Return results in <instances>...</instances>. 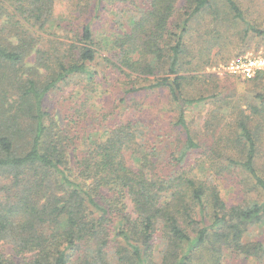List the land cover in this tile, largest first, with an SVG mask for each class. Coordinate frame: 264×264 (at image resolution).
<instances>
[{
  "label": "trees",
  "instance_id": "1",
  "mask_svg": "<svg viewBox=\"0 0 264 264\" xmlns=\"http://www.w3.org/2000/svg\"><path fill=\"white\" fill-rule=\"evenodd\" d=\"M55 1L16 0L20 18L0 24V247L10 245L8 255L0 250V264H223L226 251L262 250L260 242L244 238L251 225L264 221V201L229 205L217 184L222 170L234 169L245 194H264L253 118L241 114L239 133L216 139L205 152L200 164L210 170L208 177L186 163L188 152L202 147L189 128L186 105L204 96L184 98L189 76L183 72L209 65L218 45L224 62L245 53L231 57L223 48L234 41L232 28L256 31L246 9L237 0H142L126 9L125 27L105 59L130 79L129 91H139L134 77L151 75L156 80L140 89L170 88L179 107L175 123L186 136L173 173L165 175L155 150L140 140L138 121L118 122L105 136L89 134L80 148V135L45 109L46 95L60 83L84 74L94 78L91 64L99 56L90 20L68 23L67 40L42 34ZM82 1L81 10L99 11L129 0ZM164 73L174 75L178 93ZM253 111L264 117V108ZM127 149L137 167L129 165Z\"/></svg>",
  "mask_w": 264,
  "mask_h": 264
},
{
  "label": "rangeland",
  "instance_id": "2",
  "mask_svg": "<svg viewBox=\"0 0 264 264\" xmlns=\"http://www.w3.org/2000/svg\"><path fill=\"white\" fill-rule=\"evenodd\" d=\"M82 0H56L54 17L43 32L46 37L67 40L68 23L77 27L81 22L91 21L98 41L99 56L91 67L95 70L94 78L88 74L78 75L69 82L60 83L48 93L44 99L45 109L54 116L64 129L80 135V148H85L89 141V134L105 136L106 131L116 123L128 118L141 124L140 140L149 151L155 150L158 171L170 175L177 164L176 157L185 140V131L176 125L179 107L173 100L170 88H141V85L153 83L154 75L133 78L139 91L132 89L130 79L105 59L113 50L112 38L120 34L125 27L126 9L137 8L142 0H129L126 4L117 2L108 4L96 11L93 6L90 10H81ZM249 13L248 19L255 27L245 35L244 25L230 30L233 42L227 44L226 52L230 50L233 57L236 53L258 52L264 50V0H237ZM16 0H0V24L16 20L20 15L14 12ZM181 3V2H180ZM89 2L87 7H89ZM91 11V12H90ZM222 45L213 49V61L199 70L187 68L183 74L189 76L182 87L184 98L194 99L201 95L202 101L186 105V116L189 128L196 139L202 144L200 149L188 152L187 168L195 167L194 173L199 177H208L210 170L201 166L200 160H207L205 153L210 147L216 146V139H223L229 134L236 136L237 126L241 114L253 118L250 122L255 126L258 136L259 159L258 166L264 175V117L254 113L253 109L264 108V76L247 80L224 71L226 62L221 59ZM197 58L201 59L198 45ZM220 52V53H218ZM244 53V52H243ZM32 65L36 61V53L28 59ZM93 70V71H94ZM173 81L174 75L160 74ZM159 75V76H160ZM158 76V77H159ZM94 79V80H93ZM126 100L123 102V100ZM138 103V104H136ZM263 117V118H262ZM259 119V120H258ZM78 122V123H77ZM261 122V123H260ZM77 140V139H75ZM221 144V142H220ZM209 153V152H208ZM126 159L131 166H138V158L131 149L126 150ZM200 164V166H199ZM217 181L223 198L229 205L242 204L253 200L264 201V194L247 191L241 183L239 172L232 169L222 170ZM215 175V174H214ZM216 176V175H215ZM132 205H130V210ZM66 220V218L64 219ZM60 228L63 229V222ZM246 242H260V248H253L250 254L226 251L223 264H264V221L251 225L244 238ZM5 254H10V245L0 247Z\"/></svg>",
  "mask_w": 264,
  "mask_h": 264
},
{
  "label": "built area",
  "instance_id": "3",
  "mask_svg": "<svg viewBox=\"0 0 264 264\" xmlns=\"http://www.w3.org/2000/svg\"><path fill=\"white\" fill-rule=\"evenodd\" d=\"M224 71L244 79H251L264 73V50L245 52L233 57L223 66Z\"/></svg>",
  "mask_w": 264,
  "mask_h": 264
},
{
  "label": "water",
  "instance_id": "4",
  "mask_svg": "<svg viewBox=\"0 0 264 264\" xmlns=\"http://www.w3.org/2000/svg\"><path fill=\"white\" fill-rule=\"evenodd\" d=\"M171 84L173 85V87L175 88L176 92L178 93V90H177L176 84H174L173 81H171Z\"/></svg>",
  "mask_w": 264,
  "mask_h": 264
}]
</instances>
